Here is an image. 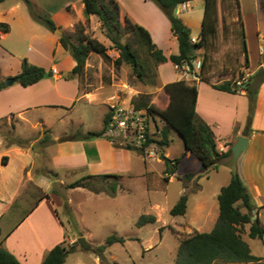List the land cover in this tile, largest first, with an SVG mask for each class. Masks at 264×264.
Instances as JSON below:
<instances>
[{
	"label": "rangeland",
	"instance_id": "obj_1",
	"mask_svg": "<svg viewBox=\"0 0 264 264\" xmlns=\"http://www.w3.org/2000/svg\"><path fill=\"white\" fill-rule=\"evenodd\" d=\"M14 1L8 0L5 5H9ZM130 7V11L121 8L122 24H124L126 14L130 17L133 15L136 19L145 18L146 16V10L141 6L130 3ZM18 8L26 14L29 13L23 0H19ZM247 8L246 5L245 13L249 15L248 17H251V10ZM67 9L73 20V26L70 30H63L60 26L58 28L60 32L57 33L60 34L62 31H66L74 34L75 37L81 29L83 34L95 37L106 44L109 48L108 53L112 58L118 57L119 52L106 37L105 29L102 27L98 16L90 15L87 17L84 14V6L79 0L75 4L68 5ZM217 14L216 34L208 40L206 46L197 51L198 57L195 59L197 63L195 70L199 74L198 78L195 79L193 75L183 78L189 82H196L201 77L216 84L225 80L235 82L244 76L249 78L246 74L249 60L246 61L245 58L242 33L243 19L239 1L217 0ZM253 33L254 26L249 21L247 24V38L252 47H254ZM126 36H130V34H126ZM23 48L24 44L19 43V51H22ZM204 58H206V66L202 70ZM11 60L10 57H0V66L8 65ZM257 61L260 63L264 61V53L260 54ZM150 64L149 75L144 79H139L129 64L123 63L121 66L116 67L113 62L105 61L99 54L91 52L84 72L79 79L81 92L92 94L94 99L98 98L94 106L85 107L83 102L80 101L72 111L57 109L50 118L53 124L51 128L40 124L38 126L22 124L19 118L13 115L0 119V140H3L7 145H10V140L22 141L20 145L17 143L11 144L28 148L34 157L32 169L35 168L36 173H42L52 181L51 186L40 188L50 194V198L46 199L56 208L65 224L66 244H76L75 250L68 254L64 264H175L179 241L188 234L186 235L183 225H177L182 216L172 215L170 209L177 203L183 192L188 196L187 204L190 208L198 199H208L209 204L216 201L218 205V194L224 183L220 178V174L216 173L217 170H222L224 165L221 160L217 162V167H211L208 171H203L201 160L194 153L188 152L187 156L183 157L181 164L178 165L176 175L173 177L170 175V178L172 177L170 181L164 178L165 171H163V168L165 166L166 170L167 165L163 156L174 159L180 156L185 149L183 137L173 128L168 130L169 145L167 147L161 148L157 141H154L143 154L134 150L132 168L138 174L132 178L126 176L120 178L115 192H112L107 186L114 180L113 177H108L105 180H91L95 187L100 189L99 192L85 187L69 188L67 185L79 179L81 173L76 172L70 175L66 173L62 176L57 174L52 166L48 165L51 154L46 151V148L50 147L53 141L51 139L46 141V136L51 138L59 131H70L59 135L60 140L61 137L76 134L78 131L83 133L100 131L103 129L104 117L113 105L119 108L134 107V101L139 98L148 99L150 103L155 104L157 107L165 108L168 104L169 95L165 91L159 75L160 65ZM177 78L180 79L181 75H178ZM262 79V74L254 78V88ZM198 85L206 86L208 82L199 81ZM255 107L256 105H254L252 117ZM143 109L145 110V108ZM31 115L33 116L31 118L35 119L39 115H43V112L32 113ZM150 116L152 118V115ZM153 118L159 128L158 131L165 127V123L159 116L153 115ZM153 124L152 121V126ZM211 129L213 130L212 127ZM158 131L154 134V140L161 139V132ZM224 132L225 130H222V133ZM107 136L115 141L108 139ZM116 137L120 143L125 144L116 131L111 133L107 129L104 133V138L112 144L117 143V139H114ZM257 149L259 150L258 147ZM150 151H154L155 154L151 156ZM142 157L150 161L148 167L151 172L147 175V178L140 173L144 172ZM20 165L21 161L17 157V169ZM45 169L54 171L56 176L47 175L44 172ZM189 173H193L196 179H192L193 177L187 178L186 176ZM25 185V188L29 187L28 181ZM102 185L105 186L104 190L101 189ZM183 188L185 189L183 190ZM36 192L38 193L37 189ZM41 199L43 198L40 196L32 198L25 192L19 197L22 207L36 205ZM51 204L45 203L42 210H52ZM214 212L215 209L213 211L210 207V217L213 216ZM143 214L154 215L156 222L137 226L136 222ZM261 219L264 223V213ZM161 227L163 229L160 232ZM111 235L122 236L125 241L114 242L107 246L101 256L95 253L98 246L104 244ZM79 237L85 238L87 247L82 246L81 242L78 241ZM244 240L249 244L254 255L264 257V239L245 237ZM214 264L247 263H228L217 260ZM252 264H264V258L260 262H252Z\"/></svg>",
	"mask_w": 264,
	"mask_h": 264
},
{
	"label": "crops",
	"instance_id": "obj_2",
	"mask_svg": "<svg viewBox=\"0 0 264 264\" xmlns=\"http://www.w3.org/2000/svg\"><path fill=\"white\" fill-rule=\"evenodd\" d=\"M7 1L4 0L0 3V22L10 25V31L0 32V57H10L12 60L8 65L0 66V80L4 81L8 77L16 76L22 69L23 58H27L29 62L42 66L46 70L56 68L57 73L28 86H22L18 82L9 86L5 84L6 87L0 90V118L13 115L17 116L22 124L31 126L40 124L51 128L53 124L50 118L57 109L72 111L80 101L85 107L94 106L98 98L94 99L92 94L81 92L80 79L77 76L67 77L76 65V61L60 43V34L31 20L32 17L28 15L29 13L26 14L23 10H19V0L5 5ZM80 1L84 6L82 0ZM238 1L243 19V41L246 42L249 59L246 74L250 77L255 76L260 69H264V61L261 63L257 61L260 54L264 53V8L261 5L262 0ZM34 2L48 11L63 30L71 29L73 20L67 6L77 3L78 0H34ZM119 2L125 11H130V3L145 9V18L136 19L132 15L133 19L150 31L153 40L167 57L178 53L177 38L171 30L170 20L160 6L151 0H119ZM245 4L247 9L251 10V17L245 13ZM204 13L205 0H190L177 6V16L190 28L191 37L195 39L200 38ZM249 21L254 26V47L249 44L247 38ZM19 43L24 44L22 51H19ZM159 75L164 86L168 82L179 80L177 76L180 74L175 68V64L168 60L160 64ZM248 79L243 84V89L237 93L216 89L212 86L216 83L207 80L204 81H207L208 85L200 86L198 82L203 80L198 79L196 81L198 85L196 111L197 115L213 128L220 153L226 152L230 148L232 150V146L239 136H245L248 139L247 146L236 160L237 173L252 196L256 206L254 210L258 214L257 218L261 219L264 213V78L259 81L256 87L255 112L250 127L246 130L249 116V96L244 88L247 87ZM37 112H43V115H39L35 119L31 118L33 117L31 114ZM222 130L225 132L222 133ZM67 132L70 131L62 130L55 136L52 135L50 138L53 141L50 144L51 148H46V151L51 154L48 165L52 166L57 174L63 176L66 173L70 175L80 172L79 178L88 174H116L121 178L137 176L138 173L136 174L132 168L135 151L115 147L104 137L87 140H59V135ZM13 144L7 145L3 140H0V219L3 218V214L9 209L12 202L21 196L26 187V181L33 182L41 188L52 185L50 178L42 173H36L35 168L32 169L34 163L32 152L28 148ZM187 154L188 152L183 157ZM17 157L21 161L18 169ZM233 160V153L231 156L221 159L224 165L222 170H217L216 173L220 174V178L224 182L223 186L230 182L234 174L230 169ZM143 162L144 172L140 173L147 178L151 172L148 167L150 161L143 159ZM163 171H165V166ZM175 175L176 173L171 176ZM192 179H196V176H193ZM46 198L50 197L41 199L33 211L3 242V246L11 251L22 264H42L47 253L56 244L65 240V224L56 208ZM45 203H50L52 210L43 211ZM237 205H240V202H237ZM210 207L213 211L215 209L212 217H210L211 214L209 215ZM258 207L261 208L258 209ZM241 210L245 211L244 208ZM252 214L255 215L253 211ZM180 216L182 219L177 225L184 226L186 235L192 234L193 231H210L219 216V202L217 205L216 201L209 204L208 199L195 200L193 207L190 208L187 204L186 212ZM261 222L263 223L262 219ZM250 225L247 223L243 226V239L250 237Z\"/></svg>",
	"mask_w": 264,
	"mask_h": 264
},
{
	"label": "trees",
	"instance_id": "obj_3",
	"mask_svg": "<svg viewBox=\"0 0 264 264\" xmlns=\"http://www.w3.org/2000/svg\"><path fill=\"white\" fill-rule=\"evenodd\" d=\"M4 0H0V3ZM27 6L30 16L36 22L42 24L50 31L54 32L60 26L53 19L52 15L41 8L33 0H23ZM190 0H161L160 8L168 17L171 23V30L177 38L179 51L167 57L161 48L158 47L153 40L150 31L138 23L128 14L124 16V24L121 22V4L118 0H82L84 4V14L98 16L102 27L105 29L106 37L112 42L113 47L119 52L118 57L112 58L108 53V46L97 38L83 34L81 29L77 36L74 34L62 31L60 33V43L68 50L76 61V65L67 77L77 76L80 78L84 72L88 56L91 52L99 54L105 61L113 62L116 67L123 63L129 64L132 67L134 74L139 79H144L149 75L151 64L154 66L165 63L170 60L175 65H182L184 62L193 65V62L198 57V49L206 46L208 40L217 32V0H205V13L203 19V28L200 38L197 41H192L191 30L183 22V20L174 14V9L182 3ZM264 8V0L261 2ZM10 31V25L5 22H0V32ZM242 33L244 28L242 26ZM130 34V36H126ZM245 40V39H244ZM245 58L248 61L247 46L244 41ZM206 66V58L202 61V70ZM21 71L16 75L17 82L22 86H28L53 75L52 70H46L44 67L33 64L27 58H23L21 63ZM263 75L264 69L257 72L258 75ZM199 75V74H198ZM255 76H250L247 81V87L244 88L249 96V116L246 130L250 127L252 113L255 105L256 88L253 86L252 79ZM201 80L208 79L201 77ZM219 90H225L232 93H237L242 87H239L232 80H225L222 83L212 84ZM4 81L0 80V90L5 88ZM164 89L169 95V102L165 108H159L155 104L149 102L148 99L139 98L134 101L136 109L145 108L152 115L159 116L165 123V127L161 128V139L157 141L159 146L163 148L169 145V128L176 130L185 141L184 152L174 158L169 159L163 156L167 165L164 178L169 180L170 175L174 174L178 168L182 157L187 152L194 153L202 162V170L208 171L211 167H217V162L223 157L231 156V148L223 153H220L217 148L215 134L211 127L197 115L196 104L198 96L197 82H189L186 79H179L168 82L164 85ZM112 112L108 111L104 117L103 129L100 131H88L83 133L78 131L76 134L61 137L64 140H87L95 137H104V133L109 127V119ZM1 119V118H0ZM46 141L50 139L46 136ZM108 139L113 140L107 136ZM113 144L118 148H126L135 150L140 154L145 152L144 147L136 148L129 144H123L118 141ZM148 142V143H149ZM21 144L20 140H10L9 144ZM6 159V158H5ZM4 162H6L3 159ZM44 172L49 176H56V173L45 169ZM193 173L187 174V178L193 177ZM113 177V181L107 186L112 192L117 190L119 185L120 175L116 174H100V175H85L70 184L69 188L85 187L92 191L99 192L100 189L95 187L91 182L93 179H106ZM36 189L38 193L36 192ZM104 190L105 186L102 185ZM27 193L32 198L39 196L50 197L49 193L44 192L39 186L33 182L29 183V187L25 188L23 193ZM55 192V191H53ZM219 216L212 228L207 232H194L180 239V244L176 255V264H214L217 260H222L228 263H250L260 262L263 257L256 256L252 253L249 244L242 237V228L249 223L251 238L264 239V224L258 217L252 220V211L256 208L252 196L246 185L236 172L233 174L230 182L222 186L218 194ZM240 202V205H237ZM188 196L181 195L177 203L170 209L172 215H183L187 210ZM38 204V203H37ZM22 207L19 198L15 199L9 209L3 214L0 219V264H22L20 260L7 248L3 246L5 238L33 211L37 206ZM244 208L245 211H242ZM261 207H258L260 209ZM156 222V217L152 214H143L136 222L137 226H142L147 223ZM160 228V232L162 231ZM67 233L65 231V240L56 244L45 256L42 264H64L69 253L75 250L76 244H66ZM122 236L111 235L104 244L98 246L95 253L103 255L107 246L114 242H124Z\"/></svg>",
	"mask_w": 264,
	"mask_h": 264
},
{
	"label": "built area",
	"instance_id": "obj_4",
	"mask_svg": "<svg viewBox=\"0 0 264 264\" xmlns=\"http://www.w3.org/2000/svg\"><path fill=\"white\" fill-rule=\"evenodd\" d=\"M198 39L192 38V41H197ZM197 66L194 60L193 65L184 62L182 65H175V68L179 71L182 78L189 75H193L195 79L198 78L197 71L195 67ZM54 74L57 73V69L52 70ZM247 77L244 76L241 79L236 80V84L242 87L246 83ZM112 112L109 119V131L116 133L124 140L125 144H129L136 148L144 147L148 150L154 141L149 140L154 137L158 127L154 121L153 115L150 114L146 109H136L135 107L130 108H119L113 105L110 109ZM152 115V118L151 116ZM152 121L154 122L152 126ZM161 132V129L158 131ZM149 142V143H148ZM151 156L155 154L154 151H150Z\"/></svg>",
	"mask_w": 264,
	"mask_h": 264
},
{
	"label": "water",
	"instance_id": "obj_5",
	"mask_svg": "<svg viewBox=\"0 0 264 264\" xmlns=\"http://www.w3.org/2000/svg\"><path fill=\"white\" fill-rule=\"evenodd\" d=\"M153 1L155 4H157L158 6H162V2L161 0H151ZM174 14L177 15V7L174 9ZM56 32H60V29H56ZM18 78L16 76H12V77H8L4 80V83L6 85H12L13 83L17 82ZM248 144V139L245 136H239L237 141L235 142V144L232 146V153H233V163H232V172L236 173L237 172V163L236 160L237 158L240 156L241 151L247 146ZM253 213L255 214L252 217V220H255L257 218V211L253 210ZM79 242H81L82 246L87 247V242L85 241L84 237H79L78 238Z\"/></svg>",
	"mask_w": 264,
	"mask_h": 264
}]
</instances>
